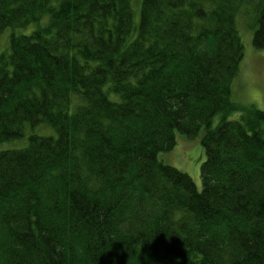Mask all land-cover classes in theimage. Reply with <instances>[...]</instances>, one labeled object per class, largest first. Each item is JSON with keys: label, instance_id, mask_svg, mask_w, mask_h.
<instances>
[{"label": "trees", "instance_id": "16d2710c", "mask_svg": "<svg viewBox=\"0 0 264 264\" xmlns=\"http://www.w3.org/2000/svg\"><path fill=\"white\" fill-rule=\"evenodd\" d=\"M241 8L264 48V0H0V35L21 30L0 143H26L0 150V264H264V109L231 98ZM201 128L198 191L158 154Z\"/></svg>", "mask_w": 264, "mask_h": 264}, {"label": "rangeland", "instance_id": "374dc122", "mask_svg": "<svg viewBox=\"0 0 264 264\" xmlns=\"http://www.w3.org/2000/svg\"><path fill=\"white\" fill-rule=\"evenodd\" d=\"M136 2V1H135ZM134 24L137 25L139 18V3L134 5L132 2ZM241 12L236 17V27L238 29L242 44L243 58L240 61L239 69L234 77L232 88V100L244 107H253L260 110L264 109V48L257 49L252 44L253 31L256 28V10L254 8H241ZM33 28L29 25L27 31ZM20 33V29L5 30L0 35V52L4 50L7 39L11 32ZM26 32V33H28ZM8 36V37H7ZM113 97V96H110ZM240 113L232 112L229 119H238ZM220 120V114L213 117V125ZM27 131L39 135H55L54 129L49 124H39L31 127L26 124ZM27 134V132L25 131ZM201 128L197 135L188 137L181 133H176L175 146L169 150L160 152L158 158L163 162L176 167L187 173L194 181L198 191L202 189V180L200 177V165L205 160V151L201 144ZM27 141V136H25ZM22 140H7L0 143V150L20 148ZM24 145L25 146V140ZM22 146V147H23Z\"/></svg>", "mask_w": 264, "mask_h": 264}]
</instances>
